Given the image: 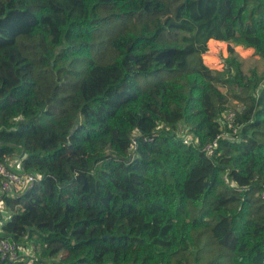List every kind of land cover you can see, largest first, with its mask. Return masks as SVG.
<instances>
[{
  "label": "trees",
  "instance_id": "1",
  "mask_svg": "<svg viewBox=\"0 0 264 264\" xmlns=\"http://www.w3.org/2000/svg\"><path fill=\"white\" fill-rule=\"evenodd\" d=\"M211 40L264 60V0H0V160L40 176L0 237L32 264H264V69Z\"/></svg>",
  "mask_w": 264,
  "mask_h": 264
},
{
  "label": "built area",
  "instance_id": "2",
  "mask_svg": "<svg viewBox=\"0 0 264 264\" xmlns=\"http://www.w3.org/2000/svg\"><path fill=\"white\" fill-rule=\"evenodd\" d=\"M232 104L231 108L225 110L221 116V123L225 124L230 130L229 133L223 134L227 138H231L233 134L236 133L237 128L233 127V120L235 116V101L230 100ZM135 135L131 138L129 145L130 151H132L136 146ZM182 141L186 145H196L199 143L196 137H192L191 134L184 132L182 134ZM217 146L216 140L208 142L202 146V150L207 154L211 155ZM39 174L24 172L20 160L17 158L7 157L5 160H0V196L10 195L16 196L27 190L37 179H39ZM225 181L231 185L232 182L228 180L227 177L224 178ZM262 198H264V192L262 193ZM0 233L1 225L7 219H9V211L5 208L0 200ZM35 259V248L32 242L27 244H20L15 241H11L7 238L0 237V260H7L10 262H23L24 264H32Z\"/></svg>",
  "mask_w": 264,
  "mask_h": 264
},
{
  "label": "rangeland",
  "instance_id": "3",
  "mask_svg": "<svg viewBox=\"0 0 264 264\" xmlns=\"http://www.w3.org/2000/svg\"><path fill=\"white\" fill-rule=\"evenodd\" d=\"M229 45L233 48V56L241 63V69L244 73L249 74L251 69L259 74L263 72L264 60L252 49L234 43L216 40L209 41L208 52L204 56V61L212 67H221L223 58L227 56V47Z\"/></svg>",
  "mask_w": 264,
  "mask_h": 264
}]
</instances>
